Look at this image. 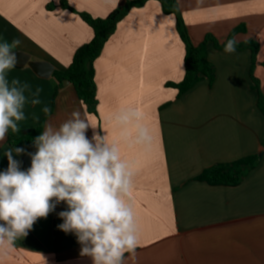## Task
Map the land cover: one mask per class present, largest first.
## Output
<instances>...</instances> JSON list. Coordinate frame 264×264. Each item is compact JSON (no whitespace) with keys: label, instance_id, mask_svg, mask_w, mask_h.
I'll return each instance as SVG.
<instances>
[{"label":"crops","instance_id":"obj_1","mask_svg":"<svg viewBox=\"0 0 264 264\" xmlns=\"http://www.w3.org/2000/svg\"><path fill=\"white\" fill-rule=\"evenodd\" d=\"M127 0H66L75 10L105 17ZM61 0H0V42L18 38L13 51L31 61H46L55 69L67 68L75 50L93 37L81 17L64 9ZM194 44L207 34L219 42L231 31L238 42L254 40L259 50L228 54L207 44L215 67L212 84L202 79L187 92L167 87L185 73V47L176 30L174 14H165L156 0L132 8L94 62L97 114L89 113L69 82L55 93L52 73L37 74L28 64L16 65L7 79H19L41 88V103L32 105L25 92L26 119L21 129L44 123L58 127L79 111L93 131L116 142L121 156L134 171L130 200L140 244L125 264H264V116L253 89L251 71L264 94V0H177ZM51 6V7H49ZM51 111L45 114L42 109ZM134 108L152 130L150 143H136L124 135L114 117ZM38 117V119H37ZM43 132V131H42ZM0 143V171L8 167ZM36 150V149H35ZM262 154L260 162L236 186L211 185L197 177L206 168ZM21 161L22 169L31 159ZM60 202L47 218H39L13 249L0 252V264H92L81 256L74 233L58 228L63 223ZM2 223V222H0Z\"/></svg>","mask_w":264,"mask_h":264},{"label":"clouds","instance_id":"obj_2","mask_svg":"<svg viewBox=\"0 0 264 264\" xmlns=\"http://www.w3.org/2000/svg\"><path fill=\"white\" fill-rule=\"evenodd\" d=\"M237 43L228 39L224 52L234 53ZM20 44L18 38L0 42V143L9 129L19 132L18 122L26 119L25 92H31V85L7 79V72L17 65L13 50ZM41 91L38 87L31 92L32 105L41 103ZM42 111L47 115L51 109L44 106ZM114 119L134 142L152 141L151 128L134 108L122 110ZM89 128L96 127L79 111L58 127L46 125L33 140L36 151L30 154L27 169L13 155H22L25 149L4 153L8 167L0 171V252L13 249L39 218H47L64 202L67 208L58 214L63 220L58 228L76 235L81 256L91 257L92 264H125L126 253L135 255L140 237L130 200L134 171L116 142L95 131L89 139Z\"/></svg>","mask_w":264,"mask_h":264},{"label":"trees","instance_id":"obj_3","mask_svg":"<svg viewBox=\"0 0 264 264\" xmlns=\"http://www.w3.org/2000/svg\"><path fill=\"white\" fill-rule=\"evenodd\" d=\"M149 0H127L123 5L112 10L105 17H93L87 12H80L72 8L66 0H61L60 5L64 9L78 14L81 19L87 23L93 30L92 39L79 46L73 55L70 65L63 69H55L53 76L57 81L55 93L62 88L64 81L73 85L77 96L86 105L89 113L97 114V85L95 82L94 62L101 54L105 44L115 33L118 23L135 7H142ZM160 3L163 13L174 14L176 18V30L184 44V77L180 82H167V87L178 90V95L187 92L193 88L202 79H208L212 84L215 79V67L207 57V44L212 42L217 49H224L225 42L234 37V34L245 31V25L233 29L227 39L222 43L211 34H207L203 42L194 44L184 16L180 10L177 0H156ZM51 7V6H49ZM237 50L250 49L255 56L259 50L258 42L247 40L238 42ZM253 89L257 91V105L264 116V94L259 87V81L253 76ZM44 123L42 122L34 128L20 129L19 132L13 133L9 129L6 142L11 148H23L25 156L29 151L35 150L33 140L43 131ZM262 154L251 155L229 163H218L203 170L197 177V180L205 181L211 185L236 186L240 184L245 176L260 162Z\"/></svg>","mask_w":264,"mask_h":264},{"label":"water","instance_id":"obj_4","mask_svg":"<svg viewBox=\"0 0 264 264\" xmlns=\"http://www.w3.org/2000/svg\"><path fill=\"white\" fill-rule=\"evenodd\" d=\"M17 57V65L28 64L37 74L41 76H49L53 71V66L46 61H31L27 56H23L20 53L15 52ZM68 81H64V84H67ZM36 150H31L26 154L28 160L31 159L30 154L34 153Z\"/></svg>","mask_w":264,"mask_h":264}]
</instances>
